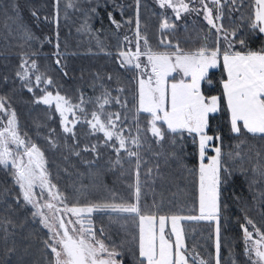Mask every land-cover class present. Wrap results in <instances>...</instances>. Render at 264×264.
Wrapping results in <instances>:
<instances>
[{"label": "trees", "instance_id": "obj_1", "mask_svg": "<svg viewBox=\"0 0 264 264\" xmlns=\"http://www.w3.org/2000/svg\"><path fill=\"white\" fill-rule=\"evenodd\" d=\"M73 2L75 6L68 8L65 7L68 0H59L58 7L56 0H0V96L4 97L11 110L16 112L20 135L31 140L43 152L49 179L57 186L59 192L67 197L69 206L74 204L86 206L89 203L113 200L132 201L133 188L129 185L135 183V158H131L129 162L126 153L121 152L122 167L121 165L113 167L112 162L116 159V153L111 148L103 146L102 133L90 134L88 124L83 121L85 116L91 118L93 110L99 111L95 98L101 95L103 89L99 86L93 88V83H103L111 90L113 96L119 95L121 102L127 104V108H124L121 104L112 102L105 106V111L119 112L122 116L127 113L129 120L125 123L132 126V134H135V121L131 120L130 110L138 101L137 77L134 69L121 68L117 60L119 51L128 50L122 32L130 36L136 29V3L135 0H109L105 5V0H99L100 7L96 14H92L88 9L95 6L98 0ZM13 3L19 7L18 17L12 11ZM253 3L254 0H236L235 5H225L222 23L229 30L238 27V35L247 37L249 47L258 50L263 45V37H252V30L248 27L254 11ZM33 11L37 13L38 19L32 16ZM110 11L115 20L122 25V29L117 30L109 21L107 14ZM139 13L140 31L147 36L154 50L174 51L175 48H170L169 45H178L186 52L194 51L204 43V37L209 32L213 34L211 40H215V30L210 29L201 15H194L184 24H179L161 10L154 8L149 0H140ZM165 18L175 25L173 29H160V24ZM128 20L132 23H127ZM21 28L31 32L34 39L23 38ZM209 46L216 45L210 43ZM223 46L224 42L221 40V47ZM235 47L237 50H243L239 44ZM57 52L59 57L56 55ZM22 58L28 61V66L35 60L38 72L43 73L45 78L52 79L53 84L50 86L41 84L37 87L35 84L37 73H33L31 69L29 81H21L16 73L23 71L19 68ZM58 58L59 65L56 63ZM98 75L102 80H97ZM109 75L112 76L111 80L107 78ZM224 78L222 66L212 70L213 84L202 83L204 94L222 97L220 82ZM171 79L170 77L169 81ZM29 82L33 87L32 92L27 90L26 85ZM42 88H47L53 94L59 92L65 95L73 104L80 103L81 97L86 101L82 105L86 113L77 110L80 122L74 128L75 141L71 134L62 131L60 117L54 106L49 108L35 103V99L43 95ZM117 88H123L124 91L119 93ZM140 115L141 124L146 126V120L143 119L146 114ZM215 117L213 131L222 136L225 166L232 169L231 179L221 188V262L232 264L235 260L236 264H249L244 252L241 225H246V218H249L256 223L257 228L264 230V178L252 171L254 166H264V139L254 137L246 131L239 136L231 133L226 105L221 112L215 114ZM69 119H72L71 115ZM0 120L6 123L4 113H0ZM2 127L0 124V128ZM184 135L187 143L180 141L184 143L181 153L183 167L176 160L164 164L163 158L158 160L148 151L147 146L141 150V156L147 163L141 167L140 203L142 207L147 206L158 215H197L198 212V157L191 138H188L186 133ZM49 139L55 140L57 147L54 148ZM148 139L152 140L150 134ZM98 142L101 144L98 148L99 157L91 151H82L85 146L91 147ZM164 143L165 150H170L168 141ZM152 148L159 151L154 142ZM73 149L80 151V155H74ZM229 153L232 155L229 156ZM209 154L212 155L210 150ZM87 161L94 162L86 163ZM157 162L160 163L159 175L155 172ZM149 167L154 169L152 178L144 175ZM189 169L194 170L196 174L189 172ZM5 188L11 189L7 203L13 205L14 211L4 212L6 205L0 204V218L10 216L17 224L25 222V227L23 229L17 227L15 229L17 235L9 238L8 246H11L12 240L15 239L18 247L16 253L7 259L6 264H45V255L51 258L50 250L45 249L42 243L48 238V231L38 219L33 223L31 209L16 207L13 197L19 193V189L14 186L11 175L0 167V192ZM154 204L157 207L154 208ZM115 215L94 213L91 217L93 230L99 234L103 228L106 233L103 239L110 245L123 244L122 259L125 264H133L132 252L138 254L139 220L138 218L132 220L127 214L121 215L117 221L110 219V216ZM181 224L184 228L186 248L190 252L195 249L209 264H215V223L181 221ZM246 226L250 231H255L251 225ZM21 236L29 238L21 240ZM25 248L28 249L27 253L24 251ZM0 260H5V245L2 240Z\"/></svg>", "mask_w": 264, "mask_h": 264}, {"label": "snow or ice", "instance_id": "obj_2", "mask_svg": "<svg viewBox=\"0 0 264 264\" xmlns=\"http://www.w3.org/2000/svg\"><path fill=\"white\" fill-rule=\"evenodd\" d=\"M108 2L109 0H105V5ZM155 2L161 9H171L177 20L181 19L183 13L199 14L202 11L203 19L210 29L215 30V40H211L213 34L209 32L204 37V43L194 51L186 52L178 45H169L170 48H175L174 51L154 50L147 36L140 31V0H135L136 49L135 51L131 49L119 51L117 60L121 68L135 69L139 77L138 101L130 110L132 111L131 120L135 121V134H132V126L125 123L129 120L127 113L122 116L119 112L105 111V106L112 102L121 104L124 108H127V104L121 102L119 95L113 96L111 90L103 83H93V88L99 86L103 89L101 95L95 98L99 111L93 110L91 118L88 119L85 116L83 121L88 124L90 134L102 133L103 146L111 148L116 153V159L112 162L113 167L116 165L122 167L121 152L126 153L129 162L131 158H135V183L129 185L133 188L132 201L115 202L113 200L89 203L86 206L78 204L69 206L67 197L59 192L57 186L49 179L48 171L44 166L43 152L31 140L20 135L16 112L11 110L5 98L0 96V113H4L6 117V123L0 120V124L3 125L0 128V166L11 175L14 186L19 189V193L13 197L16 207L30 206L33 209L31 212L33 223L38 219V222L48 230V238L42 243L45 249L50 250L51 258L45 255V264H125L122 259L124 245L106 243L103 239L106 235L103 228L100 229L99 234L93 230L91 217L94 213L116 214L110 216L113 221H117L123 214H127L132 220L138 218V254L135 251L132 252L133 264H209L195 249L190 252L186 248L181 221L214 222L215 264H222L221 188L231 179L232 169L225 166L222 136L214 133L213 120L216 118L215 114L221 112L226 105L231 133L239 136L246 131L254 137L259 136L264 139V45L258 50L251 49L248 38L238 35V27L229 30L222 23L223 7L227 4L235 5L236 0H155ZM56 4L58 7L59 0H56ZM197 4L199 7L196 6ZM74 6L73 0H68L66 7ZM99 7L98 0L95 6L88 9V12L96 14ZM116 7L121 6L116 5ZM253 9L248 25L252 30L251 36L264 37V0H254ZM232 10L234 9H230ZM12 11L17 17L19 16L17 4H12ZM107 15L109 21L119 30L122 25L115 20L113 13L110 11ZM32 16L39 18L35 11L32 12ZM12 18L9 17V19ZM45 19L48 18L45 17ZM127 23L132 21L128 20ZM174 27L175 25L167 18L160 24L161 30H171ZM21 31L23 38L34 39L26 28H21ZM124 39L128 41L127 36ZM141 40H143V48L140 45ZM221 40L224 42L223 47H221ZM210 43H215L216 46L210 47ZM236 44H239L243 50H237ZM56 55L59 57L58 52ZM141 57L146 60V63L142 62ZM56 63L60 64L59 58ZM221 63L223 73L226 75V79L220 82L223 89L222 97L207 96L202 91V83L213 84L211 71L221 67ZM19 68L23 71H17L16 76L21 81H29L31 69L33 73H37L35 75L37 87L41 84L49 86L53 84L52 79L45 78L43 73L38 72L35 60L28 66V61L22 58ZM65 75H67L66 72ZM145 76L147 79H144ZM169 77L172 78L171 81ZM107 78L111 80L112 76L109 75ZM97 80L100 81L102 78L98 75ZM26 86L29 92L33 91L30 82ZM41 91L43 95L37 97L35 103L49 108L54 104L55 112L60 116L62 131L65 134H71L75 141L74 128L80 122L77 110L80 113H86V109L82 107L86 101L81 97L80 103L73 104L69 98L59 92L53 95L47 88H42ZM123 91V88H117V92ZM141 113L146 114L143 117L146 120V126L141 124ZM69 115L72 117L71 120ZM126 132L128 135H125ZM185 133L195 145L198 157L199 214L158 215L147 206L142 207L140 203L141 167L142 164L147 163L141 156V150L147 146L148 151L152 152L158 160L163 158L164 164H168L170 160H176L183 167L181 153L184 143H187ZM148 134L152 137L151 141L148 139ZM165 141H168L170 145L168 151L165 150ZM153 142L159 151L153 150ZM49 143L54 148L57 147L55 140L49 139ZM100 146L98 142L91 147L85 146L82 151H91L99 157ZM209 150L215 154L210 155ZM73 154L79 156L80 151L73 149ZM159 170L160 163L157 162L156 175H159ZM252 171L255 175L264 178V166H254ZM153 172L154 169L149 167L144 175L152 178ZM189 172L196 174L192 169H189ZM121 174L123 175V172ZM36 187L40 188V194L33 191ZM45 191L47 198L42 195ZM10 194L9 188L0 192V204L6 205L3 211L8 213L14 211L13 205L7 203V197ZM153 207L157 206L154 204ZM189 211L191 212L192 209ZM72 217L76 219L73 220ZM169 221L171 236L175 237L174 242L165 234V226ZM76 225H79V228ZM246 225H251L255 231H250ZM246 225H241V228L244 252L249 264H264V230L257 228L256 223L249 218H246ZM17 227L23 229L25 222L17 224L10 216L0 218V233L3 234L0 235V240L5 245V260H0V264H6L7 259L17 251L15 239L12 240L11 246H8L9 238L17 235L15 232ZM28 238V236H21V240ZM24 251L27 253L28 249L25 248ZM232 264H236V261L234 260Z\"/></svg>", "mask_w": 264, "mask_h": 264}, {"label": "rangeland", "instance_id": "obj_3", "mask_svg": "<svg viewBox=\"0 0 264 264\" xmlns=\"http://www.w3.org/2000/svg\"><path fill=\"white\" fill-rule=\"evenodd\" d=\"M149 1L151 2L152 6H153L154 8H156V9H158V10H161L163 13H165L166 15H168V16L170 17V19L175 20V21L178 22L179 24H180V23L184 24L185 21L189 20V19H190L192 16H194V15H201V16L203 17V12H202V11H201L199 14H197V13H195V12H191V13H183L182 16H181V19L177 20V19L175 18V14L172 12L171 9H167V10H165V9H161V8L158 6V4L155 2V0H149ZM191 6H192V5H190V7H191ZM196 6L199 7L198 4H197ZM210 6H211V5H210ZM65 7H66V6H65ZM121 29H122V28H121ZM124 31H126V29H125ZM135 31H136V29L133 30V32H131L130 36H129L128 33L125 35V33L122 32V34H121V35L123 36V37H122L123 40H125V39H124L125 36L128 37V41L125 40V43H126V45L128 46V50L131 49L132 51H135V49H136V35H135ZM129 41H131V43H129ZM140 45H141V48H143V40L140 41ZM263 45H264V37H263ZM141 60H142V62L146 63V60H145L143 57H141ZM221 64H222V63H221ZM147 71L150 73V69H148ZM134 73H136V70H135V69H134ZM136 77H137V88H138V79H139V77L137 76V74H136ZM169 78H170V77H169ZM144 79H147V76H145ZM170 81H171V80H170ZM53 95H55V94H53ZM53 106H54V104H53ZM54 107H55V106H54ZM58 115H59V114H58ZM59 117H60V116H59ZM69 120H70V119H69ZM69 126H71V125H69ZM214 154H215V153H212V155H214ZM44 166H45V165H44ZM0 167H2V166H0ZM197 174H198V168H197ZM198 183H199V181H198ZM33 191H34L35 193H37V194H40V192H41V190H40L39 187L34 188ZM42 195H43L45 198H47V192H46V191H45ZM198 197H199V193H198ZM41 202H43V201H41ZM26 207L29 208V209H31V211H33V209H32L30 206H26ZM198 209H199V199H198ZM198 214H199V212H197V215H198ZM69 216H70V214H69ZM72 219L75 220L76 218H75V217H72ZM157 226H158V220H157ZM76 227L79 228V225H76ZM45 229H46V228H45ZM46 230H47V229H46ZM47 231H48V230H47ZM165 234H166V237H170L171 240L174 242L175 237H174V236H171V223H170V221L166 223V226H165ZM137 238H138V243H139V226H138V229H137Z\"/></svg>", "mask_w": 264, "mask_h": 264}, {"label": "crops", "instance_id": "obj_4", "mask_svg": "<svg viewBox=\"0 0 264 264\" xmlns=\"http://www.w3.org/2000/svg\"><path fill=\"white\" fill-rule=\"evenodd\" d=\"M221 66H222V64H221ZM224 79H226V75H225V78ZM223 90V89H222Z\"/></svg>", "mask_w": 264, "mask_h": 264}]
</instances>
